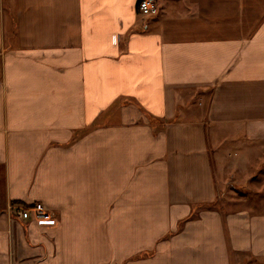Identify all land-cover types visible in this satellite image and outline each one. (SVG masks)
Masks as SVG:
<instances>
[{"label": "crops", "instance_id": "obj_1", "mask_svg": "<svg viewBox=\"0 0 264 264\" xmlns=\"http://www.w3.org/2000/svg\"><path fill=\"white\" fill-rule=\"evenodd\" d=\"M137 2L0 0V264H264L212 161L264 149V0Z\"/></svg>", "mask_w": 264, "mask_h": 264}, {"label": "rangeland", "instance_id": "obj_2", "mask_svg": "<svg viewBox=\"0 0 264 264\" xmlns=\"http://www.w3.org/2000/svg\"><path fill=\"white\" fill-rule=\"evenodd\" d=\"M240 157L239 148L233 147L229 158L218 154L212 160L217 187L214 205L224 211L247 207L255 213L264 212V149L252 146L244 158ZM232 166L234 171H230ZM237 257L241 260L244 255Z\"/></svg>", "mask_w": 264, "mask_h": 264}, {"label": "built area", "instance_id": "obj_3", "mask_svg": "<svg viewBox=\"0 0 264 264\" xmlns=\"http://www.w3.org/2000/svg\"><path fill=\"white\" fill-rule=\"evenodd\" d=\"M156 0H138L137 9L143 15H153L157 9ZM12 216L10 221L15 222L18 219H33L36 226L40 228L50 227L56 223L53 212L40 201H32L24 204H12L10 206Z\"/></svg>", "mask_w": 264, "mask_h": 264}]
</instances>
